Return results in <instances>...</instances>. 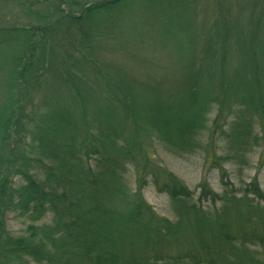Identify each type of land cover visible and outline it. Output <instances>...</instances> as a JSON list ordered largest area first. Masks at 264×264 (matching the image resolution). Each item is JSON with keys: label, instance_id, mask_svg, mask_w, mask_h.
Masks as SVG:
<instances>
[{"label": "trees", "instance_id": "obj_1", "mask_svg": "<svg viewBox=\"0 0 264 264\" xmlns=\"http://www.w3.org/2000/svg\"><path fill=\"white\" fill-rule=\"evenodd\" d=\"M16 1L39 20L0 26V48L17 45L0 89V264H264L257 178L239 190L219 165V193L207 179L191 189L171 172L150 169L158 191L170 197L172 218L159 217L126 178L130 168L148 166L144 151L141 162L136 157L142 135L168 152H192L210 112L212 132L220 119L225 125L215 162L246 164L248 151L263 147L264 0L244 4L237 19L226 17L230 7L218 0V20L203 30L200 49L193 44L181 56L175 40L185 73L152 87L102 57L120 34L122 15L112 14L132 0ZM197 1L159 0L162 19L184 23L186 12L196 15ZM42 3L53 11L41 13ZM100 16L108 27L94 35ZM155 22L174 39L168 22ZM61 89L71 103L61 101ZM11 215L28 222L18 234L8 228ZM181 240L197 249L168 252Z\"/></svg>", "mask_w": 264, "mask_h": 264}, {"label": "rangeland", "instance_id": "obj_2", "mask_svg": "<svg viewBox=\"0 0 264 264\" xmlns=\"http://www.w3.org/2000/svg\"><path fill=\"white\" fill-rule=\"evenodd\" d=\"M147 1L148 0H132L127 10L112 14V16L114 15V19L122 15V18L120 17L119 33L124 35L119 34L113 38L110 42L111 49L102 54V57L108 62L122 68L130 77L139 82L148 83V86L152 87L159 86L163 80H171L174 82V80L179 79V77L185 73V70L180 68L175 61V58L179 55V52L176 51L177 44H175V40L179 39L178 43L180 45L182 44L183 50L181 56L185 57L186 55H190L191 46H193V44L198 45L200 49L205 38L203 30L213 29L211 27L217 22L220 10L217 7L218 0H199L195 5L197 9L195 16H188L186 12L184 14V23L181 21L179 25H176L180 19V17H177V19L173 18L172 23L175 24L173 25L170 24V20L164 21L162 19L163 8L159 6L162 2L159 3V0H156L151 7L148 5ZM224 2L226 4H222L224 8L229 9L230 7V14L226 15V17L237 19L239 14H241L238 12L243 10L242 7L244 4H250L251 0H225ZM40 6L41 13L45 14L46 12L53 11V8H51L52 4L50 3H42ZM211 6H215V8H211ZM144 7L145 11L143 12ZM174 14H176V12H174ZM244 14L246 13L243 12L242 15ZM99 18L98 23L92 26L91 29L94 35H101V33L105 31L104 29L108 27V24L101 21V16ZM239 18L241 17L239 16ZM38 20V15L35 14L34 8L25 9L24 6L22 4L20 5L16 0H0V26H24L36 23ZM155 21H162V26L164 23L168 22L165 26L166 28H168L169 25L172 26L171 34L172 36L174 35V39H171V37L169 39L168 37L166 38L165 29L156 27L157 22ZM189 23L192 27L190 26L187 28ZM16 48L17 45H13L11 48L4 46L0 48V89H3L2 85L6 79L5 73H7L9 69L13 50ZM116 49H122V51H115ZM196 58L197 60L202 58L200 50L197 52ZM4 63L5 68H3ZM58 63H60V61H58ZM182 63L187 64L188 62L182 59ZM201 69L206 70V68ZM47 78V76L44 77L42 81L46 83ZM51 81L52 80L49 81L50 84ZM68 93L66 90L61 89L60 99L62 102L71 103ZM69 95H71V93H69ZM102 96L103 92L101 91L98 97L102 98ZM78 98H80V96L75 95L77 105L81 104ZM81 99L83 98L81 97ZM137 100L139 102L136 104L138 109H144L145 104L142 100L140 101L139 98H137ZM78 108H80V106H78ZM213 118L214 113L210 112L208 114L206 127L201 129L202 131L197 137L199 146L192 152L171 153L158 146L157 143L150 140V138L147 139L144 135L141 136L140 141L142 150L136 154V157L137 161L141 162L140 155L144 151L143 157H146L144 165L148 166L145 168L142 166L141 168L137 167V169L130 168L126 178L131 188L137 189L140 187L142 196L159 217H173L171 200L166 193L158 191L151 180L152 178L149 174L150 169H156L159 174H163L166 171L171 172L183 184L191 189H196L202 180L207 179L208 183L215 191L222 193L225 190V186L223 185L218 166L224 165L227 170L226 175L229 174V177L227 179L225 178V181H231L235 188L240 190L244 185L243 183H248L252 179L257 178L261 187L264 189V125L260 123L258 130L259 133L260 131L262 132L260 135L262 136L261 143L263 147H254L250 149L247 153V155H250L247 158L246 164H238L235 161H231L232 159H229L228 163L220 164L214 161V155L221 154L223 151L224 144L219 135V128L225 125L223 120L220 119V126H216L215 130L212 132L213 126H215ZM160 178L164 179L163 175ZM240 209L243 210V207ZM27 223L28 222H26L24 218H13L11 215L8 220V228L13 233L18 234L27 226ZM196 249L197 247L193 241L188 240L187 244L186 240H181L171 245L168 252L178 253L180 251H194ZM258 249L261 251L263 248L258 246Z\"/></svg>", "mask_w": 264, "mask_h": 264}, {"label": "bare ground", "instance_id": "obj_3", "mask_svg": "<svg viewBox=\"0 0 264 264\" xmlns=\"http://www.w3.org/2000/svg\"><path fill=\"white\" fill-rule=\"evenodd\" d=\"M5 61H6V60H5ZM4 66H5V63L3 64V68H5ZM9 66H10V64H9ZM7 68H8V67H7Z\"/></svg>", "mask_w": 264, "mask_h": 264}]
</instances>
